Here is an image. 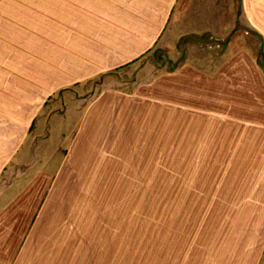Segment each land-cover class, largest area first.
<instances>
[{
	"label": "crops",
	"instance_id": "obj_1",
	"mask_svg": "<svg viewBox=\"0 0 264 264\" xmlns=\"http://www.w3.org/2000/svg\"><path fill=\"white\" fill-rule=\"evenodd\" d=\"M3 87L0 264H264V0H0Z\"/></svg>",
	"mask_w": 264,
	"mask_h": 264
},
{
	"label": "rangeland",
	"instance_id": "obj_2",
	"mask_svg": "<svg viewBox=\"0 0 264 264\" xmlns=\"http://www.w3.org/2000/svg\"><path fill=\"white\" fill-rule=\"evenodd\" d=\"M21 26V25H20ZM244 31V29L242 30ZM20 37L21 35H25L23 33V30H21L20 27ZM211 41H208L205 39H203L202 42H199L200 47L204 46H208V44H210L211 47H215V45H211ZM203 44V45H202ZM19 52H20V63H19V67H22V65L26 66V57L24 56L26 53V39H21L19 40ZM4 87L1 90V92L3 91ZM5 90V89H4ZM169 147V146H167ZM164 148H166V146H164ZM157 156L158 154L161 155V160H157V161H152V160H148V161H140V163H144L146 164L145 167H141V169H137L135 170V172H139L140 175L145 176L146 178H156L159 179L161 176V179L164 180V183H146V184H132L131 185V190L132 191H145L147 193H154L156 191H162V192H170L171 189V185H170V176H171V171H170V152L169 151H163L161 153H156ZM132 163H134L132 161ZM136 163V162H135ZM153 164L156 163L157 165L162 164V167H149L148 164ZM132 172H134V170H132ZM136 174V175H137ZM154 200H148L147 204L148 206H154Z\"/></svg>",
	"mask_w": 264,
	"mask_h": 264
}]
</instances>
